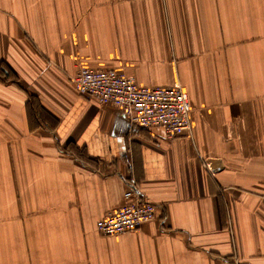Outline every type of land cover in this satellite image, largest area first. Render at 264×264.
<instances>
[{
  "label": "crops",
  "instance_id": "0c3cea01",
  "mask_svg": "<svg viewBox=\"0 0 264 264\" xmlns=\"http://www.w3.org/2000/svg\"><path fill=\"white\" fill-rule=\"evenodd\" d=\"M81 66L177 83L190 131L134 128ZM130 187L157 219L102 236ZM0 264H264V0H0Z\"/></svg>",
  "mask_w": 264,
  "mask_h": 264
},
{
  "label": "built area",
  "instance_id": "2783aa9c",
  "mask_svg": "<svg viewBox=\"0 0 264 264\" xmlns=\"http://www.w3.org/2000/svg\"><path fill=\"white\" fill-rule=\"evenodd\" d=\"M77 92L99 105L118 110L136 129H161L167 141H174L190 131L192 104L186 91L175 83L171 87H146L138 84L124 70L78 68L73 78ZM124 204L107 213L98 223L105 237L134 232L155 221L158 206L130 187L123 195Z\"/></svg>",
  "mask_w": 264,
  "mask_h": 264
}]
</instances>
